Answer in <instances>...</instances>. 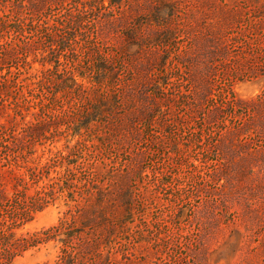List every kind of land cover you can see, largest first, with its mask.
Masks as SVG:
<instances>
[{
    "label": "rangeland",
    "instance_id": "374dc122",
    "mask_svg": "<svg viewBox=\"0 0 264 264\" xmlns=\"http://www.w3.org/2000/svg\"><path fill=\"white\" fill-rule=\"evenodd\" d=\"M3 105L0 264H264V0H0Z\"/></svg>",
    "mask_w": 264,
    "mask_h": 264
},
{
    "label": "trees",
    "instance_id": "16d2710c",
    "mask_svg": "<svg viewBox=\"0 0 264 264\" xmlns=\"http://www.w3.org/2000/svg\"><path fill=\"white\" fill-rule=\"evenodd\" d=\"M74 83H72V84H70V86L71 85H73ZM74 85H77V86H79L80 84L79 83H77V82H75V84ZM2 110L4 111V112H6V106L5 105H3V106H1L0 107V112H1V114L3 113L4 114V112H2ZM2 114V115H3ZM9 116L11 115V114H8ZM4 116V115H3ZM9 122H11L10 120H8V122L7 123H0V138L3 136V133H6V131L5 130H7V129H9L10 127V125H8V123ZM14 126H16V125H14ZM5 166H10L11 167V162H8L7 164H4ZM3 166V165H2ZM1 167V166H0ZM10 172H11V174L13 175L12 177L14 178V180H15V184H14V189H15V192H14V196H16L17 194H18V192H19V185H20V182L23 180V178L20 176V175H18V174H16L15 172H14V168H11L10 169ZM5 186H6V184H4V181H2L1 179H0V202H2V201H4V200H6V201H8V202H10V200H11V198L7 195V192H6V190H5ZM93 188H95L96 189V191L99 189V187H96V186H94ZM91 190V189H90ZM99 191V193L101 192V190H98ZM100 196H102V199H100L99 197V199H100V203H99V205H103V200L105 199L104 198V194H100ZM104 198V199H103ZM82 211V210H81ZM84 211V213L86 214V211L87 210H83ZM90 212V211H89ZM96 213H98V211L97 212H93V214H96ZM87 219V221H88V223H87V226H90V225H92V223H93V219L90 217V218H86ZM86 219H82L83 221H85ZM11 229H12V224L11 223H8L6 220H2V218H1V216H0V247H2L5 251H7V252H11V247H13L14 246V244L16 245V242H13V240H11V236H13L12 235V233H11ZM2 245V246H1ZM14 255V254H13ZM71 258V257H70ZM57 264H71V261L70 260H68V257H67V255H61L60 256V260L58 261V263Z\"/></svg>",
    "mask_w": 264,
    "mask_h": 264
}]
</instances>
